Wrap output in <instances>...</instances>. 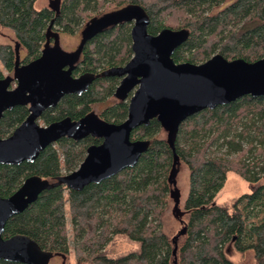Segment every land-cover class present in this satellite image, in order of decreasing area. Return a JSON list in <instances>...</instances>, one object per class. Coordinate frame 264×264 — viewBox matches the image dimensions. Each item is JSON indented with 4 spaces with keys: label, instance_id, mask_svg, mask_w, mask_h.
I'll return each instance as SVG.
<instances>
[{
    "label": "trees",
    "instance_id": "obj_1",
    "mask_svg": "<svg viewBox=\"0 0 264 264\" xmlns=\"http://www.w3.org/2000/svg\"><path fill=\"white\" fill-rule=\"evenodd\" d=\"M35 2L0 0V30L13 39V45L0 43V79L12 73L15 49L18 64H27L46 43H53L54 35L72 36L80 22L82 30L91 19L133 5L147 16L149 35L162 29L188 32L171 55L174 63L197 65L215 54L252 63L264 56V0H61L56 7L44 9H36ZM130 27L127 22L108 27L85 43L72 76L96 77L85 92L63 96L54 108L42 112L38 124L63 118L77 121L90 113L112 124L126 118L129 95L116 100L119 80L106 72L131 58ZM110 98L113 101L107 103ZM27 115V106L5 111L0 139ZM160 132L164 138L158 137ZM129 139L148 142L136 164L78 191L58 179L75 170L86 148L100 144L99 139L61 138L32 163L0 165V198L9 197L30 176L51 185L7 220L2 238L25 236L52 258L64 259L69 253L68 217L73 257L79 264H233L229 251L251 252L254 264H264V96H244L187 118L171 138L173 150L167 132L155 119L132 130ZM173 154L188 174L186 197L177 210L180 216L174 218L177 232L184 231L176 238V230L162 229L172 197ZM227 173L253 188L230 205H218L214 198ZM115 237L134 243L135 249L116 257L107 255L105 248ZM0 264L19 263L0 260Z\"/></svg>",
    "mask_w": 264,
    "mask_h": 264
},
{
    "label": "water",
    "instance_id": "obj_2",
    "mask_svg": "<svg viewBox=\"0 0 264 264\" xmlns=\"http://www.w3.org/2000/svg\"><path fill=\"white\" fill-rule=\"evenodd\" d=\"M58 3L59 0H51L50 7ZM126 22L131 23V58L123 66L106 72L119 79L113 97L124 100L129 95L126 118L112 124L90 113L77 121L63 118L39 125L37 120L42 112L54 108L63 96L85 92L96 77L72 76L85 43L102 30ZM147 24L148 18L140 7L126 6L88 21L71 52L59 48L58 35H54L52 44L43 46L36 59L24 65L18 64L15 49L12 73L0 79V118L16 106H27L28 115L10 135L0 139V165L32 163L44 148L61 138L74 142L88 136L99 139L100 144L86 148L83 160L74 171L58 179L59 184L78 191L132 168L146 151L148 142L131 141L130 133L137 127L147 126L150 120L155 119L167 132L168 144L173 150L171 138L187 118L244 96H264V56L252 63L240 59L228 61L218 54L197 65L174 63L171 55L186 41L188 32L162 29L156 35H149ZM177 165L173 154L172 185ZM50 186L46 180L30 176L9 197L0 198V260L49 263L52 255L34 241L21 235L3 239L2 233L9 218L23 212ZM172 195L177 200L176 191ZM174 206L172 215L180 216ZM183 231L180 228L175 238Z\"/></svg>",
    "mask_w": 264,
    "mask_h": 264
},
{
    "label": "rangeland",
    "instance_id": "obj_3",
    "mask_svg": "<svg viewBox=\"0 0 264 264\" xmlns=\"http://www.w3.org/2000/svg\"><path fill=\"white\" fill-rule=\"evenodd\" d=\"M61 1V0H59ZM50 0H36L34 7L36 9H44L50 7ZM93 6V5H92ZM82 23L80 22L77 27L74 28V34L72 36L59 35V48H61L65 52H71L75 49L76 45L79 41V33L81 30ZM0 43L1 44H10L13 45L12 35L6 30H0ZM215 54V53H214ZM213 56V55H212ZM211 56V57H212ZM10 76L11 74L4 73V76ZM113 98L108 99V102H112ZM105 103V105L107 104ZM102 105L94 108V111L101 109ZM38 123V122H37ZM40 125V124H39ZM159 138H164L163 132L158 134ZM176 173L174 175V190L177 194V200L175 202L174 197H170L168 199L167 208L163 215L162 219V229L168 233L176 230L177 232V222L174 219L175 217L172 215V210L175 208L173 203L176 205V210L182 209L183 201L186 197L187 187H188V174L187 170L183 164L178 163L175 167ZM252 186L246 184L237 176L232 173H227L222 188L217 192L214 203L218 205H230L233 199L239 197L242 194L249 193L251 191ZM174 200V201H173ZM67 222V238H68V246L69 253L65 256L64 259L59 257H53L49 261L48 264H79L74 260L73 257V249L74 243L71 238L70 227L68 225V217H66ZM136 245L123 237H115L105 248V253L109 256L116 257L130 252L135 249ZM229 259L233 262V264H254L252 259L251 252H246L242 255H239L233 251H229L228 253Z\"/></svg>",
    "mask_w": 264,
    "mask_h": 264
},
{
    "label": "flooded vegetation",
    "instance_id": "obj_4",
    "mask_svg": "<svg viewBox=\"0 0 264 264\" xmlns=\"http://www.w3.org/2000/svg\"><path fill=\"white\" fill-rule=\"evenodd\" d=\"M50 1H51V0H50ZM118 80H119V79H118ZM73 171H74V170H73ZM67 174H68V173H67ZM174 189H175V188H174V185H172V186L170 187V193H171V194L174 193V191H175ZM171 196H173V195H171ZM173 199H174V198H173ZM173 201H174V200H173ZM175 202H176V199H175ZM174 204H175V203H173V206H174Z\"/></svg>",
    "mask_w": 264,
    "mask_h": 264
}]
</instances>
